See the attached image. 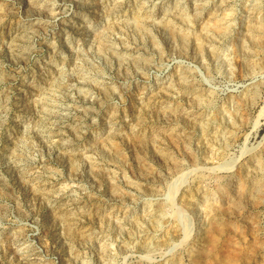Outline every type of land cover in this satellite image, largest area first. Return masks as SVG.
Segmentation results:
<instances>
[{
	"label": "rangeland",
	"instance_id": "obj_1",
	"mask_svg": "<svg viewBox=\"0 0 264 264\" xmlns=\"http://www.w3.org/2000/svg\"><path fill=\"white\" fill-rule=\"evenodd\" d=\"M263 109L264 0H0V264H264Z\"/></svg>",
	"mask_w": 264,
	"mask_h": 264
},
{
	"label": "bare ground",
	"instance_id": "obj_2",
	"mask_svg": "<svg viewBox=\"0 0 264 264\" xmlns=\"http://www.w3.org/2000/svg\"><path fill=\"white\" fill-rule=\"evenodd\" d=\"M264 112V109L260 112L259 116H261ZM240 189V188H239ZM253 194V193H252ZM256 196V195H255ZM227 206V204H226ZM241 206V205H240ZM219 207V206H218ZM231 209V208H230ZM224 225L221 224L219 221L214 222L212 224V228L211 230L206 234L205 237V245H203L199 250H197L198 252L196 253V263L197 264H202V261H204L205 259H207L212 250L214 249V247L216 246L219 237L222 235L223 231H224ZM233 229V228H232ZM188 235V234H187ZM200 237V236H199ZM238 249V248H237ZM233 252V251H232ZM236 253V252H235ZM235 255V254H234ZM234 255H227L226 257L223 258V261L226 264H235L236 257ZM193 264V263H192Z\"/></svg>",
	"mask_w": 264,
	"mask_h": 264
}]
</instances>
